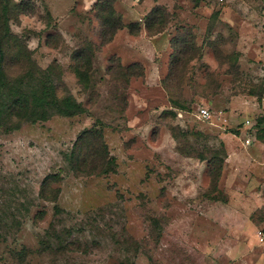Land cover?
<instances>
[{
  "label": "rangeland",
  "instance_id": "rangeland-1",
  "mask_svg": "<svg viewBox=\"0 0 264 264\" xmlns=\"http://www.w3.org/2000/svg\"><path fill=\"white\" fill-rule=\"evenodd\" d=\"M263 113L264 0H0V264H260Z\"/></svg>",
  "mask_w": 264,
  "mask_h": 264
},
{
  "label": "crops",
  "instance_id": "crops-1",
  "mask_svg": "<svg viewBox=\"0 0 264 264\" xmlns=\"http://www.w3.org/2000/svg\"><path fill=\"white\" fill-rule=\"evenodd\" d=\"M243 123H244L243 126H246L248 128H249V126L254 127L257 125V123H254V125H252V123H249L248 119H245ZM258 126L259 127H256V131L258 130L256 134L254 133L253 127H250V128H252V130H250V131L253 132V137H252V139L249 143V146L247 148H243L244 150H242V151L237 150V152H235L234 150H229L227 152V155H228V160H230L231 158H234L233 155L240 157L242 160V164H244V167L246 169H251L253 167L252 165H254L255 163L259 164L261 166V169L263 170V173H264V115H263L261 122L258 123ZM248 177H250V179L248 178L247 182H248V184H251V185H249V187L251 186V189H253V187H252L253 186L252 185L253 184V180H252L253 177L251 176L250 173L248 174ZM263 184H264V177L261 180L260 185H263ZM263 226H264V221H263ZM258 232H260V233H258ZM256 235H257L258 240H259V237L261 236V231L257 230ZM262 236H263V234H262ZM260 243L262 244V246H264L263 238L260 241ZM261 257H262V259L260 261V264H264V253H261Z\"/></svg>",
  "mask_w": 264,
  "mask_h": 264
},
{
  "label": "trees",
  "instance_id": "trees-1",
  "mask_svg": "<svg viewBox=\"0 0 264 264\" xmlns=\"http://www.w3.org/2000/svg\"><path fill=\"white\" fill-rule=\"evenodd\" d=\"M154 11H155V9H151L145 16H144V27L146 28V30H149V27H150V21H149V19L152 17V15H153V13H154ZM122 25L120 24V23H114V24H111V31H110V35H112L113 34V32L116 30V29H118V28H120ZM126 28L128 29V32L130 33V34H132V35H134V34H136V30H137V26H136V24H134V23H131V24H127V26H126ZM109 35V36H110ZM133 66V65H132ZM75 73L77 74V76H79V73H80V71L77 69V68H75ZM131 74H127V77H129ZM80 110V107H79V104H77V103H74V101H67L66 102V105H65V107L61 110V112H62V114H64V115H67V114H70V113H72V112H77V111H79ZM258 131V130H257ZM252 137H253V134H252ZM54 176H56V175H54ZM50 177H52V176H47V177H45L46 179L47 178H50ZM46 179L44 180V182L41 184V186H40V189H39V192H40V195L43 197V198H46L45 197V190H46V183H45V181H46ZM262 231L264 232V227H263V229H262Z\"/></svg>",
  "mask_w": 264,
  "mask_h": 264
},
{
  "label": "built area",
  "instance_id": "built-area-1",
  "mask_svg": "<svg viewBox=\"0 0 264 264\" xmlns=\"http://www.w3.org/2000/svg\"><path fill=\"white\" fill-rule=\"evenodd\" d=\"M197 115L200 118H206L208 116V111H207V109H205L203 107H200V108H198ZM251 139H252V134L247 135L244 138L242 144L243 145H248L250 143ZM258 233H260V232H258ZM261 240H262V236L259 237V241H261Z\"/></svg>",
  "mask_w": 264,
  "mask_h": 264
}]
</instances>
